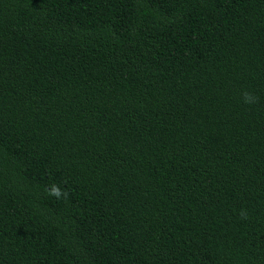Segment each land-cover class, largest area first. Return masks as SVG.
<instances>
[{"label":"trees","instance_id":"obj_1","mask_svg":"<svg viewBox=\"0 0 264 264\" xmlns=\"http://www.w3.org/2000/svg\"><path fill=\"white\" fill-rule=\"evenodd\" d=\"M0 264H264V0H0Z\"/></svg>","mask_w":264,"mask_h":264},{"label":"clouds","instance_id":"obj_2","mask_svg":"<svg viewBox=\"0 0 264 264\" xmlns=\"http://www.w3.org/2000/svg\"><path fill=\"white\" fill-rule=\"evenodd\" d=\"M245 102L246 103H253V102H255L254 98L252 97V95L250 93H246L245 94Z\"/></svg>","mask_w":264,"mask_h":264}]
</instances>
